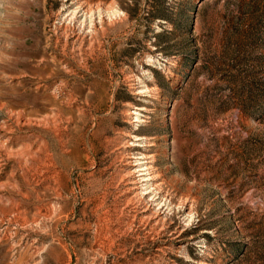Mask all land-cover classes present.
Returning a JSON list of instances; mask_svg holds the SVG:
<instances>
[{"label":"rangeland","instance_id":"obj_1","mask_svg":"<svg viewBox=\"0 0 264 264\" xmlns=\"http://www.w3.org/2000/svg\"><path fill=\"white\" fill-rule=\"evenodd\" d=\"M0 264H264V0H0Z\"/></svg>","mask_w":264,"mask_h":264}]
</instances>
